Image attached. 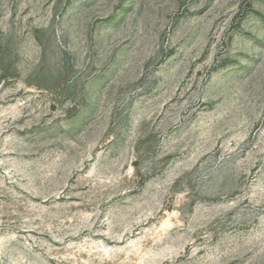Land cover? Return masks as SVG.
Returning a JSON list of instances; mask_svg holds the SVG:
<instances>
[{
  "label": "rangeland",
  "instance_id": "obj_1",
  "mask_svg": "<svg viewBox=\"0 0 264 264\" xmlns=\"http://www.w3.org/2000/svg\"><path fill=\"white\" fill-rule=\"evenodd\" d=\"M0 264H264V0H0Z\"/></svg>",
  "mask_w": 264,
  "mask_h": 264
}]
</instances>
